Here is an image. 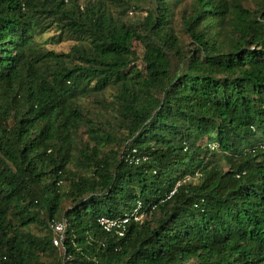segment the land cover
I'll use <instances>...</instances> for the list:
<instances>
[{"label": "trees", "instance_id": "trees-1", "mask_svg": "<svg viewBox=\"0 0 264 264\" xmlns=\"http://www.w3.org/2000/svg\"><path fill=\"white\" fill-rule=\"evenodd\" d=\"M0 264H264V0H0Z\"/></svg>", "mask_w": 264, "mask_h": 264}, {"label": "built area", "instance_id": "built-area-1", "mask_svg": "<svg viewBox=\"0 0 264 264\" xmlns=\"http://www.w3.org/2000/svg\"><path fill=\"white\" fill-rule=\"evenodd\" d=\"M173 192L174 190L171 192V194ZM143 215L144 212L142 209V203L141 201H138L134 209L125 213L124 215L115 216V217L103 215L98 218V223L105 231L114 232L119 236H124L127 232V227L131 219L139 220L143 217ZM66 225L67 224L64 219L53 221L51 223V227L54 233L53 243L57 247L63 246L66 227H67Z\"/></svg>", "mask_w": 264, "mask_h": 264}, {"label": "rangeland", "instance_id": "rangeland-1", "mask_svg": "<svg viewBox=\"0 0 264 264\" xmlns=\"http://www.w3.org/2000/svg\"><path fill=\"white\" fill-rule=\"evenodd\" d=\"M145 11L138 10V9H133L131 8L126 17V20H135L137 18L142 17L145 15ZM56 31L54 28L50 29L48 32H45L42 37L43 41L46 40L47 42L45 43L47 49H53L55 51H66L69 50L71 41L70 40H63L57 43H53L52 39L54 38L53 36H56ZM138 50H141V47H138Z\"/></svg>", "mask_w": 264, "mask_h": 264}]
</instances>
